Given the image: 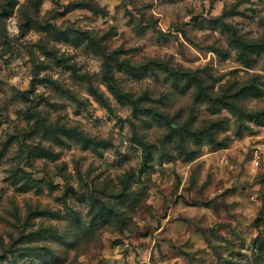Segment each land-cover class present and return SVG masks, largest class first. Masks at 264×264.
I'll list each match as a JSON object with an SVG mask.
<instances>
[{
	"label": "clouds",
	"instance_id": "obj_1",
	"mask_svg": "<svg viewBox=\"0 0 264 264\" xmlns=\"http://www.w3.org/2000/svg\"><path fill=\"white\" fill-rule=\"evenodd\" d=\"M0 264H264V0H0Z\"/></svg>",
	"mask_w": 264,
	"mask_h": 264
}]
</instances>
